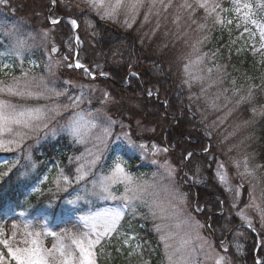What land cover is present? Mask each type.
<instances>
[{
  "label": "rangeland",
  "instance_id": "1",
  "mask_svg": "<svg viewBox=\"0 0 264 264\" xmlns=\"http://www.w3.org/2000/svg\"><path fill=\"white\" fill-rule=\"evenodd\" d=\"M54 1L52 0L50 6L54 5ZM219 1L221 0H200V2L207 3L209 6L219 5L211 14L197 7V0H163V4H170V7L162 6L160 0H155L154 7L152 6L153 0H143V6L138 8L135 13L129 10V4L134 0H122L121 7L116 11H113V8L117 0H59L58 4L59 8L63 10L71 8L69 5L74 7L77 14L69 11L74 15L91 14L103 21L118 23L125 26V28H134L140 34V41L145 44L151 41L150 44H152L154 50H158V54L164 55L174 72L179 75V78L183 79L187 91L186 95L192 97L197 106L208 109L209 112H217L211 122L214 133L221 141L220 145H217V156L221 158L223 156L227 160L229 153L233 154L232 156L235 158L233 167L236 176L241 184V189L245 188L249 199L248 205L241 211V222L246 223V226H249L254 234L257 233V230H254L250 223H256L253 225L264 237V213L261 207V190L256 177V162L253 164L251 157L246 155L245 150L251 139L246 133L252 126L253 116L259 114L260 107L256 104L246 107L243 102L238 103L241 97H247L246 93L236 88L232 82L225 81V75H221V66H211V56L206 52L205 47L206 35L204 38L205 44L202 40L200 41L202 30L206 28L204 30L206 33L210 23L228 25L229 21L238 20L244 29L249 30V37L254 40L258 39L260 42L259 29L261 25L252 18L254 17V8L251 0H227V2L221 3ZM223 3L228 5L230 11L235 13L230 18L228 14L217 17L219 10L224 11L227 8L226 6L223 7ZM185 4L193 7H183ZM13 8H15L13 1L0 0V26H6L9 30L13 28L18 29V31L20 28L32 30L35 38L28 40V47H42L49 54H55L63 47L69 52L70 58L68 54L67 57L61 56L60 59L69 63L68 69L72 67L71 60L73 67L77 68V61L74 60L77 54L75 47L79 44L80 39L78 37L79 22L75 20L74 16L69 15L67 19L73 33L68 41L60 30H56L55 37H47L48 33H46V38H43L42 29L34 22L37 17L35 12L39 7L26 9L24 12L15 15L12 11ZM41 9H43V13L40 14V17L47 19L50 25H54L52 23L54 19H49L50 17L46 13L47 10L44 7ZM202 17L204 18L201 20ZM218 20L221 23L217 22ZM1 21L9 22L2 23ZM55 21L58 22V20ZM72 21L76 22L75 26H73ZM83 21L86 29L90 31V21L89 25L84 17ZM36 27H38V30H35ZM50 32L54 33L51 30ZM21 38L23 37L21 36ZM156 38L158 41H156ZM14 43L15 41L9 36L0 34V44H4L11 49ZM53 47L57 49L55 53H52ZM25 51L19 55L15 54L16 59H18V62H22L25 58L28 61V67H33L34 62L31 57L25 56ZM0 52V69L6 71L9 63H7L6 57H1L2 54L6 56V51L0 50ZM150 55L160 59L154 53ZM53 62H56V60L53 59ZM40 77L29 72L28 74L23 72L16 77L7 75L0 78V89H3V91H0V100L6 101L18 109L39 108L46 113V119L34 121L35 127L33 129L21 130V134H26L19 142V146L6 143L3 148H0L1 159L11 160L4 173L16 169L21 177H28L37 166L35 161L42 145L55 141L58 136H63L71 142L74 151L68 156L64 165L58 163L54 168L47 166L40 177L32 182L28 181L27 183L30 184L24 194L20 196L19 203L23 204L27 200V196L34 195L36 201H40L39 206L46 209V212L42 213L38 206L37 211L40 213L31 215L26 205H19L21 209L17 211L11 203V206L5 208L1 214L0 231L3 234L0 235V238L8 239L13 250L17 248L30 250L33 247L31 240L35 237L26 235L24 228L25 223H30L33 226L32 231L42 232L38 244L41 249L51 250L53 245L58 244L59 239H63L68 232L86 233L90 239L94 240L95 236L92 235L90 226H86L79 218L104 209L118 207L120 201L118 199L114 201L91 196L78 201L75 205H68L66 201L69 198H74L75 189L83 187L84 184H87L90 188V182L94 178L106 174L112 166L115 155L119 154L124 158L121 152L123 149L135 159L132 167L125 161L128 171L132 175L142 177L154 185L153 188L149 189V193L145 195L144 199L147 201L155 200L160 205V209L157 210L156 215H153L147 206L137 201L138 207L134 212L126 214L117 225V230L101 238V240L112 237L111 246L118 253L123 255L126 252L127 256L133 257L134 264H154L155 259L160 261L158 264H215L219 257H224L220 251L218 252L215 249L210 238L201 231L203 230V223L198 220V208L190 203L182 190L183 186L180 185L183 182L180 177V174H183L182 166L173 163L168 152L163 151L165 148L158 141L143 137V133H152L153 129L150 126L147 128L142 125L139 126V121L135 123L134 128L136 138L131 135L126 127L118 124L117 129L112 132L109 149L103 152L102 159L92 168L86 179L80 184L64 185L62 175L74 178L77 167L84 162L81 158L86 157L89 150L96 151L94 145L96 144L95 135L98 130L89 132L86 126L82 128L83 142L78 141L76 137L66 131L65 125L72 118L73 113L81 110L67 107L71 100L66 104H57L48 102L46 96L37 97L35 94L39 93L40 89L36 87V84L40 81ZM10 85H18L21 91H24L25 86L28 85L34 95L24 98L9 95L7 88ZM91 101H93V98H89L87 104ZM56 107H59L58 112L49 111V109ZM97 109L99 107L97 108L94 104L83 108V110L92 112ZM125 134L131 136L135 145H137L136 148L128 146L123 139ZM115 137H120V139L117 140ZM141 144L145 146L143 149L139 148ZM28 155L31 156V161L25 159ZM124 160L126 159L124 158ZM226 160L225 162L220 161L215 166L216 175L223 188L234 189L232 196L235 192L238 196L239 188L237 185H233L234 177L232 175H234V171H229ZM153 161H156V163H153ZM165 162L175 170L172 178L167 177L164 170L159 167L160 164ZM245 162H247L248 170L253 173L252 175L245 174ZM1 175L2 172H0ZM65 187L68 188V191H64ZM36 188L40 190L35 191ZM166 188H174L181 193L185 203L178 205V202L172 201L171 193L166 191ZM70 192L73 193V197H69ZM123 192L122 185H117L113 189V193L117 197L122 195ZM13 225H16V227L13 228ZM45 229L48 232L55 233V237L43 234ZM13 233H15V238H13ZM65 242L67 243V241ZM98 244L92 247V258L95 260V264H98V262L93 251ZM219 246H222V244H219ZM220 249L221 251L225 250L223 246ZM0 254H2L0 264H17L9 256L8 249L3 245H0ZM170 257L171 259H169ZM226 262L227 260L224 257V264Z\"/></svg>",
  "mask_w": 264,
  "mask_h": 264
},
{
  "label": "trees",
  "instance_id": "2",
  "mask_svg": "<svg viewBox=\"0 0 264 264\" xmlns=\"http://www.w3.org/2000/svg\"><path fill=\"white\" fill-rule=\"evenodd\" d=\"M11 1L15 4L12 10L14 15L26 9L39 7L35 12L37 17L34 22L42 29L43 38L46 33L47 37H55L56 30H60L68 41L73 33L67 19L69 15L74 16L79 22L80 41L75 47L77 62L88 69L95 78H90L82 68H74L72 60V67L68 69L69 63L60 59L61 56L67 57L69 54L63 47L55 54H49L42 47H28L24 54L31 57L34 62L33 67H28L25 58L18 62L16 55L4 44H0V50L6 51V56L2 54L1 57H6L9 64L6 71L0 69V78L7 75L16 77L23 72L39 75L46 83L65 93L60 97H46L48 102L57 104H66L83 93L85 98L78 109L81 110L91 104L99 107L102 117L115 122L112 125V132L120 124L136 138L134 128L137 121L140 122L139 126L145 128L150 126L153 129L152 133H143V137L158 141L167 149L173 163L182 166L183 174H180L183 180L180 183L183 186L182 190L190 203L198 208L197 217L203 223L201 231L214 243L215 249L223 254L227 260L226 264H264V237L253 225L256 223H250L251 227L257 230V233L253 234L246 223L241 222V211L248 205L249 199L245 188L241 189L236 176L233 167L235 158L231 152L227 160L223 156L222 158L217 156V145H220L221 141L211 124L217 112H209L208 109L197 106L192 97L186 95L183 79L174 72L165 56L154 50L151 41L142 43L140 34L134 28L103 21L91 14L74 15L76 9L71 5L67 10L59 8V0H55L52 6H50L52 0ZM251 1L254 8L252 18L262 26L264 0ZM221 2L227 0L219 1ZM223 5L227 8L224 11L219 10L217 17L228 14L230 18L235 14L230 11L228 5L225 3ZM42 7L47 10L49 19L58 20L56 24L50 25L47 19L40 17L43 13ZM82 16L88 25L90 21V31L84 26ZM38 27L35 30H38ZM50 30L54 33L52 34ZM204 30L201 32L200 41L202 40L203 44L206 42V52L212 60L211 66H221V75H225V81L232 82L236 88L246 93L248 98L243 102L244 106L256 104L260 107L259 114L253 116L252 126L246 133L251 139L245 150L253 164L256 162V177L261 190V207L264 213V52L260 51L259 40L249 37V30L244 29L238 20L228 25L210 23L208 31L205 33ZM19 34L28 40L35 38L34 32L29 29L20 28ZM153 53L160 59L150 55ZM53 59L57 63L50 73L48 65ZM89 98H93V101L87 104ZM73 151L72 143L63 136L44 143L37 154L35 161L37 166L28 177H21L16 169L4 173L11 160H3L0 157L2 172L0 218L11 203L17 211L21 209L19 205H26L29 214L40 213L37 211L40 201H36L34 195L27 196L23 204L19 203L20 196L30 184L27 182L40 177L47 166L54 168L58 163L64 165ZM121 152L125 161L132 167L135 163L134 157L123 149ZM225 160L228 162L229 171H234L233 185L239 188L238 196L236 192L232 196L235 190L223 188L217 178L215 166ZM39 208L42 213L46 212L43 207ZM219 244L225 248L224 251H221L222 246ZM111 245L112 237L101 240L94 249V257L98 264L135 263L133 257L127 256L126 252L123 255L118 253ZM158 263L160 261L155 259L154 264Z\"/></svg>",
  "mask_w": 264,
  "mask_h": 264
},
{
  "label": "snow or ice",
  "instance_id": "3",
  "mask_svg": "<svg viewBox=\"0 0 264 264\" xmlns=\"http://www.w3.org/2000/svg\"><path fill=\"white\" fill-rule=\"evenodd\" d=\"M160 3L165 7L171 6L170 4L164 5L163 0H160ZM121 5L122 0H117L113 11L118 10ZM142 6L143 0H134V2L129 4V10L135 13V11ZM152 6H155V0H153ZM183 7L192 8L193 6L185 4ZM197 7L211 14L219 5L209 6L207 3L197 0ZM217 22L221 21L218 20ZM52 23L55 24L57 21L53 20ZM229 23H231V21H229ZM72 24L75 26L76 22L72 21ZM0 34L7 35L15 41L14 46L10 49L12 54H22L28 47V39L21 38L18 29L13 28L9 30L6 26H0ZM259 39L260 51L264 52V25L259 29ZM253 49H255V45H253ZM56 51L57 49L53 47L52 53ZM56 63L57 62L50 61L48 65V71L50 73L53 72ZM76 67L83 68V65L77 63ZM84 71L86 74L90 75L88 69L85 68ZM36 87L40 89V92L35 94L37 97L46 96L51 98L65 95L63 91L57 90L55 87H50L43 78L36 84ZM0 91H3V89H0ZM7 93L21 98L32 97L34 95L28 85L25 86L24 91H21L18 85H10L7 88ZM250 95L249 93V97ZM84 98V94L81 93L79 97L72 98L67 107L79 108ZM247 98L248 97H241L238 103L244 102ZM49 111L58 112L59 107L51 108ZM44 119H46V113L42 109H18L16 106L0 100V148H3L6 143L8 145L16 144L19 146V142L26 134H21V130L33 129L35 127L34 121H41ZM114 123L115 122L111 119L102 117L99 109L95 112L81 109V111L73 113L72 118L65 125V130L76 137L80 142H83L82 128L86 126L89 132L98 130L95 135L96 144L94 145L96 151L93 152L89 150L87 156L81 158L84 162L77 167L74 178L62 175L64 185L71 186L73 183L80 184L91 173L92 168L102 159L103 152L110 147L112 125ZM115 139L119 140L120 137H115ZM123 139L127 142L129 147H137L128 134H125ZM144 147L143 144L139 145L141 149ZM163 151L167 152V149H163ZM25 159L31 161V156L28 155ZM153 163H156V161H153ZM32 166L34 167V165ZM159 167L164 170L167 177L172 178L174 176L175 170L167 162L160 164ZM245 174H253L248 170L247 162H245ZM90 183V188L87 184H84L83 187L75 189L74 198H69L66 203L68 205H75L78 201L85 200L89 196L114 201L118 199L120 201V206L118 207L104 209L79 218L86 226H90L91 233L95 236L94 240L90 239L86 233L68 232L63 239H59L58 244L53 245L51 250L41 249L38 244L42 232L32 231L31 229L33 226L30 223H25V234L35 237L31 240V244L33 245L32 249L21 250L17 248L13 250L9 244V240L6 238H0V245L8 249L9 256H11L17 264H95V260L92 258V247L98 244L101 238L117 230V225L125 215L129 212H134L138 207L137 201L147 206L148 210L153 215H156L157 210L160 209V205L155 200L147 201L144 199L145 195L149 193V189L153 188L154 185L142 177L132 175L126 167L124 158L119 154L113 157V163L109 171L106 174L94 178ZM117 185H122L124 189L123 194L119 197L113 193V189ZM39 190V188L35 189V191ZM165 190L171 193L172 201L178 202V205L185 203L182 194L174 188H166ZM64 191H68V188L65 187ZM69 197H73V193L70 192ZM21 215H23V213H21ZM15 227L16 225H13V228ZM2 234V231H0V235ZM43 234L54 237L56 235L55 233L48 232L46 229L43 231ZM13 238H15V233H13ZM65 241H67V243ZM0 256H2V254H0ZM169 259H171V257ZM215 264H224V257H219Z\"/></svg>",
  "mask_w": 264,
  "mask_h": 264
}]
</instances>
